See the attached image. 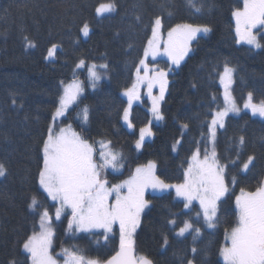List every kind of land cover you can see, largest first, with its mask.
Instances as JSON below:
<instances>
[{"label":"trees","instance_id":"1","mask_svg":"<svg viewBox=\"0 0 264 264\" xmlns=\"http://www.w3.org/2000/svg\"><path fill=\"white\" fill-rule=\"evenodd\" d=\"M107 2L114 3L115 10L97 15L96 8ZM194 3L200 12H195L187 0H0V164L6 169L0 176V264L12 260L30 264L23 241L38 229L42 209L55 210V202L39 186L38 173L42 141L63 83L78 80L84 91L57 125L71 124L94 143L97 154L100 145L96 142L111 141L123 164L119 171L109 168L103 172V177L112 181L125 178L149 161L156 163L161 179L184 180L192 154L198 147L205 153L209 144L210 119L225 105L219 80L225 66L235 68L233 93L239 104L249 92L256 102H264V47L237 43L232 13L242 7L243 0ZM157 16L165 30L191 23L205 25L210 31L197 35L191 52L179 66L159 59L163 66L171 67L161 107L164 119L152 122L146 107L135 103L131 129L123 121L128 101L122 91L134 81ZM85 23L91 26L87 38L81 31ZM25 37L35 47H27ZM259 37L264 45V30ZM53 44L58 45L55 58L46 59ZM81 59L95 63L102 74L95 89L87 67L77 68ZM84 106L89 108L86 125L77 119ZM184 124L188 127L183 128ZM149 125L153 135L137 149L139 130ZM216 148L219 161L226 166L230 191L219 204L215 227L209 228L201 216L197 217L198 204L185 208L184 199L173 190L147 192L149 206L134 240L138 256H147L154 264H187L189 260L195 264H225L220 250L226 244V231L237 222L235 197L241 188L256 190L264 180V118L245 110L229 115L218 131ZM249 156L255 157L253 164L243 170ZM33 197L39 201L36 211L29 207ZM189 220L200 229L199 235L191 230L178 235L176 231ZM54 223V251L75 249L105 261L120 246L118 228L103 239L99 231L67 235L66 216Z\"/></svg>","mask_w":264,"mask_h":264},{"label":"snow or ice","instance_id":"2","mask_svg":"<svg viewBox=\"0 0 264 264\" xmlns=\"http://www.w3.org/2000/svg\"><path fill=\"white\" fill-rule=\"evenodd\" d=\"M187 2L195 12L201 11L194 0H187ZM114 10V3L100 4L96 8V13L103 15ZM232 15L235 18L237 43L243 42L258 49L264 47L253 33V29L258 26L264 28V0H243L242 9H236ZM162 28V19L157 16L152 21V36L144 49V58L139 61V67L136 69V81L124 92V95L128 97V107L123 111V120L129 128L133 127L130 120V109L133 100L140 98L138 88L141 84H146L148 88V94L152 99V114L157 120L164 119L160 112V102L164 99L167 73L163 70L150 69L146 63L147 58L150 55L153 59L158 55H165L172 64L179 66L191 51L190 45L197 38V34L210 31L207 26L177 24L167 32V40L163 42L161 52ZM81 31L84 36L89 35L87 23ZM25 40L27 47H35V44L27 40V37ZM56 50L57 45L53 44L48 49L45 58L54 57ZM85 66L83 59L77 64V68ZM99 67L106 69L107 65ZM96 69L95 64L87 67L93 89L102 78V74ZM232 72L231 68L225 66L221 76V83L225 89V106L213 114L208 126L209 140L213 145L211 154L209 155L205 149V154L201 159L198 147L183 173V183L179 184L165 183L155 174V162L149 161L146 165L137 167L127 180L109 185V182L102 178V173L109 168L119 171L123 167L122 157L111 150V141L96 142L100 145L97 154L94 143H89L79 133L72 130L70 124L66 127H59L56 124L60 117L65 116L69 107L77 103L84 91L82 83L75 79L63 86V92L58 98V104L52 116V123L42 141V163L38 173L39 186L51 200L59 204L55 209V219L59 220L65 209H70L69 231L87 232L92 229H103L105 233H110L113 225L118 223L120 233L119 251L107 261L88 258L78 251L64 248L63 264H153V261L146 256L138 258L134 256L133 234L139 226L141 213L148 206V201L144 199L145 190L148 188L159 191L175 189L176 196L184 199L185 208H189L193 200L199 201L207 226L215 227L219 204L230 191L225 182L226 166L219 163L214 147L216 128L217 126L224 127V118L229 112L239 113L240 111L229 91ZM226 79L227 82H225ZM156 84L160 86V94L152 96V88ZM252 100L253 95L249 92L244 108H250L253 114L259 113L260 116H264V102L257 105ZM77 119L82 124L88 123V106L81 109ZM182 127L187 128L188 125L184 124ZM151 135H153L151 128H140L136 148L139 149L145 137ZM243 142V137H241L240 143L243 144ZM176 143L179 144V141ZM173 150H175V145ZM254 159V156H249L242 165L243 170H248ZM235 163L233 161V164ZM5 173L4 165L0 164V176H4ZM233 183H235V178H233ZM38 205L39 201L33 197L29 207L36 211ZM235 205L238 210L237 222L230 231H226L225 239L228 243L221 248L220 254L225 264H264V183L252 192L241 188L240 194L235 197ZM200 215L201 213H197V217ZM170 223L175 224V221H170ZM189 230L196 235L200 233L199 228H194L192 223L185 221L177 234L183 236ZM54 235L52 216L47 209H44L39 212V231L34 230L22 244L23 252L28 254L27 259L30 264H59L50 251ZM195 238L196 236L193 237ZM167 243L165 236L164 244L167 245ZM192 251L195 253L196 249L193 248ZM9 264H16V261L12 260ZM187 264H193V261L189 260Z\"/></svg>","mask_w":264,"mask_h":264},{"label":"rangeland","instance_id":"3","mask_svg":"<svg viewBox=\"0 0 264 264\" xmlns=\"http://www.w3.org/2000/svg\"><path fill=\"white\" fill-rule=\"evenodd\" d=\"M108 3H112V2H107V3H103V4H108ZM242 7H243V5H242ZM242 7H241V9H242ZM108 13H111V12H106V13H104L103 15H105V14H108ZM179 24H185V23H179ZM188 24H191V23H188ZM177 25V24H176ZM193 25H198V24H193ZM88 26H89V33H90V30H91V26L88 24ZM202 26H205V25H202ZM172 27H175V25L174 26H172ZM171 27V28H172ZM170 30V28L169 29H167V30H165L164 28H162V30H161V52L163 51V42L164 41H166L167 40V32ZM263 30H264V28H260L259 26L257 27V28H255V29H253V33L256 35V37H257V40L259 41V43L261 44V41H260V33L261 32H263ZM199 34H204L203 32H201V33H198L197 35H199ZM82 36L84 37V38H87L88 36H84L83 35V33H82ZM151 36H152V33H151V35H150V38H151ZM149 38V39H150ZM193 42V41H192ZM239 44H246V43H243V42H241V43H239ZM147 45H148V42H147V44H146V47H147ZM247 45V44H246ZM145 47V48H146ZM190 47H191V50H192V43H191V45H190ZM57 48H58V45H57ZM191 51H189V53H190ZM188 53V54H189ZM187 54V55H188ZM187 55L184 57V59L180 62V64H182L183 62H184V60L186 59V57H187ZM53 58H55V55H54V57H52V58H48V59H53ZM144 58V55H143V57L141 58V59H143ZM159 59H166V60H168V61H170L169 60V58L167 57V56H165V55H158V56H156V58L155 59H153L152 57H151V55L147 58V60H146V63L148 64V66H149V68L150 69H152V68H154V69H157V70H163L164 72H166L167 73V76H166V79H167V85H166V89H165V93H164V98H165V95H166V92H167V89H168V83H169V80H170V77H169V72H170V70H171V67H169V68H166L165 66H163L160 62H159ZM92 64H95V63H87L86 61H85V67H88V66H90V65H92ZM170 64L173 66L174 64H172V62L170 61ZM179 64V65H180ZM96 65V64H95ZM174 66H177V65H174ZM138 67H139V64H138ZM229 68H231L232 70H233V72H232V83L230 84V86H229V91L231 92V95H232V97L234 98V100H235V97H234V93H233V85H234V79H235V76H234V74H235V68L234 67H232V66H228ZM225 68V67H224ZM97 71H98V69H96ZM223 73H224V69H223V71H222V73H221V75H220V84H221V86H222V95H223V98H224V91H225V89H224V85L221 83V76L223 75ZM143 74V73H142ZM135 81H136V72H135V78H134V81H133V83H132V85L135 83ZM225 82H227V79L225 80ZM71 83V82H70ZM67 84H69V83H63V86L64 85H67ZM132 85L129 87V88H131L132 87ZM128 88V89H129ZM127 90V89H126ZM126 90H124V91H122V93H123V95H124V92L126 91ZM138 92H139V99L138 100H133V102H132V106H131V109H130V120H131V112H132V107H133V105L135 104V103H141L143 106H145L146 107V109L150 112V114H151V118H152V122H159L160 120H157L155 117H154V115L152 114V112H151V108H152V99H151V97L149 96V94H148V88H147V86H146V84H141L140 86H139V88H138ZM159 94H160V86H159V84H156L153 88H152V96H159ZM125 96V95H124ZM126 98H127V101H128V97L127 96H125ZM247 98H248V95H247ZM247 98L245 99V101H244V103L243 104H239L236 100H235V103H236V105H237V107H239V109H240V111H239V113H241L242 111H249V112H251L252 113V111H251V109L249 108V109H246V108H244V104H245V102L247 101ZM164 100V99H163ZM163 100L160 102V112H161V114H162V110H161V107H162V103H163ZM252 102L253 103H255V104H257V105H259L261 102H256L254 99L252 100ZM225 106V105H224ZM128 107V103H127V105H126V108ZM224 108V107H223ZM223 108H221V109H217L216 111H218V110H222ZM215 111V112H216ZM214 112V113H215ZM239 113H235V112H229V114L224 118V125H225V121H226V119H227V117L229 116V115H232V114H239ZM253 114V113H252ZM163 115V114H162ZM254 116H259V117H262V118H264V116H260L259 115V113H256V114H253ZM61 119V117L56 121V124L57 123H59V120ZM211 120H212V118L210 119V122H209V125H210V123H211ZM124 121V120H123ZM131 122H132V120H131ZM124 124L127 126V124L124 122ZM133 124V123H132ZM69 125V124H68ZM71 125V124H70ZM67 125H64V126H61V127H66ZM71 127H72V130H74L75 131V129L73 128V126L71 125ZM128 127V126H127ZM147 127H149V128H151V125H149V126H147ZM131 129H133V127L131 128ZM219 129H220V127L219 126H217V128H216V137H215V145H214V147H215V151H216V154H217V148H216V139H217V134H218V131H219ZM151 131H152V129H151ZM78 133V132H77ZM152 136V135H151ZM151 136H146L145 137V139H144V141L146 140V139H148V138H150ZM208 136H209V133H208ZM139 139V138H138ZM144 141H143V143H142V146L139 148V149H141L142 147H143V144H144ZM110 148H111V150L112 151H114V152H117V153H119L120 154V152L119 151H117L115 148H113L112 146H110ZM200 149V148H199ZM207 152L209 153V155L211 154V151H212V149H213V145H212V143L210 142V140H209V144H208V146H207ZM202 150L200 149V155H201V159H203V156H204V154L205 153H202L201 152ZM217 159H218V156H217ZM218 161H219V159H218ZM154 162V161H153ZM219 163L222 165V166H225L224 164H222L220 161H219ZM147 164V163H146ZM146 164H142V165H139V166H137V167H140V166H143V165H146ZM156 164V163H155ZM136 167V168H137ZM135 168V169H136ZM111 169V168H110ZM112 170V169H111ZM135 172V170L132 172V173H130L128 176H126L125 178H123V179H118V180H115V181H112V180H107L108 182H109V185H113V184H119V183H122L124 180H127L133 173ZM155 174L157 175V173H156V169H155ZM158 176V175H157ZM159 177V176H158ZM102 178H104L103 177V173H102ZM160 178V177H159ZM105 179V178H104ZM161 179V178H160ZM163 180V179H162ZM165 181V180H164ZM225 182L227 183V180H226V177H225ZM165 183H168V184H179V183H183V181L182 182H167V181H165ZM262 183H264V180L262 181ZM228 184V183H227ZM168 190H173L174 192H175V189H168ZM168 190H165V191H168ZM124 191H126V190H124ZM165 191H159V190H153V189H151V188H148V189H146L145 190V193H144V199L146 200V201H148V199H147V197H146V194H147V192H153V193H162V192H165ZM245 191H249V192H252V191H250V190H245ZM253 191H255V190H253ZM176 194V193H175ZM240 194V193H239ZM238 194V195H239ZM180 198H182V197H180ZM51 199V198H50ZM183 199V198H182ZM53 203L55 202V204H56V206H55V209H56V207H58L59 206V204H58V202H56V201H53V200H51ZM198 204L199 205V201H197V200H193L192 201V204L191 205H193V204ZM148 206H149V201H148ZM199 207H200V205H199ZM45 209H47L48 210V208H45ZM146 209V208H145ZM144 209V210H145ZM44 209H42V211H43ZM144 210H143V212H144ZM41 211V212H42ZM48 212H49V214H50V216H52V227H53V229H54V233L56 232V228H55V223H54V221L56 220V221H59V220H61L64 216H66L67 217V226H66V229H65V231H66V234L67 235H74V234H77V233H80V232H77V231H69L68 230V220L70 219V216H71V212H70V209H65V211L62 213V215H61V218L59 219V220H57V219H55V210H54V212L52 213V212H50L49 210H48ZM143 212L141 213V216H140V223H139V226H140V224H141V220H142V216H143ZM198 213H201V217L203 218V215H202V211H201V208H200V210H199V212ZM204 220V219H203ZM189 222L190 223H192L191 222V220H189ZM207 224V223H206ZM139 226L136 228V231H135V233L133 234V239L135 240V234H136V232H137V230L139 229ZM119 229V224L117 223V224H114L113 225V230H112V232H110V233H105L104 232V230L103 229H92V230H90V231H87V232H94V231H99V232H102L103 233V235H102V238L103 239H106L108 236H110V235H113L114 233H115V229ZM36 231H39V227H38V229L36 230ZM179 232V229L176 231V233H178ZM188 232H190V230L189 231H187V232H185V234H187ZM184 234V235H185ZM54 237H55V235H54ZM54 237H53V243H52V248H51V252H52V255L58 260V262H59V264H63V260H64V256H63V249L62 250H59V251H54ZM119 240H120V233H119ZM228 243V241H226V244ZM225 244V245H226ZM224 245V246H225ZM223 246V247H224ZM71 250H75V249H71ZM75 251H77V250H75ZM85 256V255H84ZM85 257H88V256H85ZM88 258H92V257H88ZM93 259H96V258H93ZM222 259H223V257H222ZM193 261V260H192ZM225 263V262H224ZM193 264H195L194 263V261H193Z\"/></svg>","mask_w":264,"mask_h":264},{"label":"water","instance_id":"4","mask_svg":"<svg viewBox=\"0 0 264 264\" xmlns=\"http://www.w3.org/2000/svg\"><path fill=\"white\" fill-rule=\"evenodd\" d=\"M120 248V247H119ZM119 251V249L112 255V256H114L117 252ZM112 256H110L108 259H110ZM134 256L135 257H137L138 258V256H137V249H136V246H134ZM147 257V256H146ZM149 258V257H148ZM107 259V260H108ZM150 259V258H149ZM107 260H105V261H107ZM152 260V259H151ZM153 264H154V262H153Z\"/></svg>","mask_w":264,"mask_h":264}]
</instances>
